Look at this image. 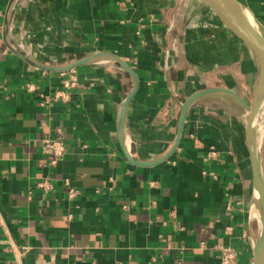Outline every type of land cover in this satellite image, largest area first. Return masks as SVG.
<instances>
[{"label": "crops", "instance_id": "obj_1", "mask_svg": "<svg viewBox=\"0 0 264 264\" xmlns=\"http://www.w3.org/2000/svg\"><path fill=\"white\" fill-rule=\"evenodd\" d=\"M238 1L264 28V0ZM17 54L53 68L102 55L52 72ZM113 56L138 81L121 142L133 81ZM258 77L200 0H0V264H220L228 247L252 264L258 202L235 99L193 102L162 163L125 153L162 157L190 95L247 101ZM46 138L65 147L54 166Z\"/></svg>", "mask_w": 264, "mask_h": 264}, {"label": "water", "instance_id": "obj_2", "mask_svg": "<svg viewBox=\"0 0 264 264\" xmlns=\"http://www.w3.org/2000/svg\"><path fill=\"white\" fill-rule=\"evenodd\" d=\"M205 6H207L216 16L219 23L224 29L233 36L257 61L259 66V77L252 94V103L249 106L244 99L238 96L236 93L229 89L223 88H209L204 89L190 95L181 105L180 114L177 123V131L174 143L171 149L162 157L148 162H137L132 160L128 154L125 153L128 161L132 165L138 166H152L159 164L167 160L173 151L176 149L182 125L189 106L198 99L213 96V95H225L232 97L240 104L248 113L246 123V144L250 156V166L252 171V182L255 192V196L258 202V217L260 223V233L255 239L252 246V264H264V175L262 168L261 151L258 144V134L256 131L257 120L260 113V109L264 100V28L263 26L239 3L238 0H200ZM4 35L7 31V21L5 20ZM26 63L44 70L52 72H64L71 70L75 67L85 65L99 58L102 54H96L85 59L76 61L66 67L53 68L37 65L30 62L25 57L17 54ZM116 60L123 69L131 76L133 81V88L131 93L126 97L122 106L120 115L118 118L117 134L121 142L122 131L125 126L127 117V108L130 100L134 96L138 88V81L134 72L123 61L117 57H112ZM125 152V151H124Z\"/></svg>", "mask_w": 264, "mask_h": 264}, {"label": "built area", "instance_id": "obj_3", "mask_svg": "<svg viewBox=\"0 0 264 264\" xmlns=\"http://www.w3.org/2000/svg\"><path fill=\"white\" fill-rule=\"evenodd\" d=\"M75 79L72 78L69 84H75ZM42 150L44 153L49 154L52 156V160L50 164L54 166L56 162L63 156L65 152L64 144L61 140L56 138H46L43 140ZM38 186L44 187V183H39ZM70 197L73 196L72 191L69 193ZM220 264H236V254L231 248H221V254L219 257Z\"/></svg>", "mask_w": 264, "mask_h": 264}, {"label": "rangeland", "instance_id": "obj_4", "mask_svg": "<svg viewBox=\"0 0 264 264\" xmlns=\"http://www.w3.org/2000/svg\"><path fill=\"white\" fill-rule=\"evenodd\" d=\"M246 103L250 106L252 103V97L246 101ZM256 131L258 134V144L261 151L262 163H263V174H264V100L260 109V113L257 120Z\"/></svg>", "mask_w": 264, "mask_h": 264}]
</instances>
